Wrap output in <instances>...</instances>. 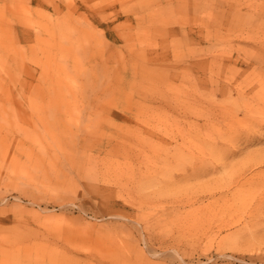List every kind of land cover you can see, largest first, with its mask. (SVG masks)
I'll list each match as a JSON object with an SVG mask.
<instances>
[{
	"label": "rangeland",
	"instance_id": "374dc122",
	"mask_svg": "<svg viewBox=\"0 0 264 264\" xmlns=\"http://www.w3.org/2000/svg\"><path fill=\"white\" fill-rule=\"evenodd\" d=\"M0 264H264V0H0Z\"/></svg>",
	"mask_w": 264,
	"mask_h": 264
}]
</instances>
